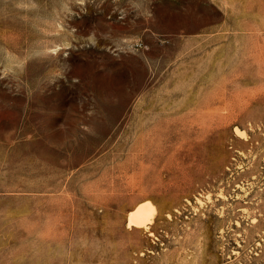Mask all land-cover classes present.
Instances as JSON below:
<instances>
[{
    "label": "rangeland",
    "instance_id": "374dc122",
    "mask_svg": "<svg viewBox=\"0 0 264 264\" xmlns=\"http://www.w3.org/2000/svg\"><path fill=\"white\" fill-rule=\"evenodd\" d=\"M0 264H264V0H0Z\"/></svg>",
    "mask_w": 264,
    "mask_h": 264
},
{
    "label": "bare ground",
    "instance_id": "6f19581e",
    "mask_svg": "<svg viewBox=\"0 0 264 264\" xmlns=\"http://www.w3.org/2000/svg\"><path fill=\"white\" fill-rule=\"evenodd\" d=\"M243 132L244 131H242V133ZM156 211L157 208L155 204L150 200H145L138 203L134 208L128 211L127 226L149 229L154 222L153 219Z\"/></svg>",
    "mask_w": 264,
    "mask_h": 264
}]
</instances>
